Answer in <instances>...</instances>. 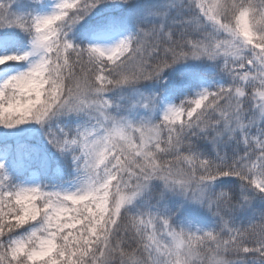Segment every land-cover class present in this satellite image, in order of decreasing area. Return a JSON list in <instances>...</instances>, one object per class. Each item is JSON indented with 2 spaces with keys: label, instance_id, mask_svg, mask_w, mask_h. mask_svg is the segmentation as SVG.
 I'll use <instances>...</instances> for the list:
<instances>
[{
  "label": "snow or ice",
  "instance_id": "obj_1",
  "mask_svg": "<svg viewBox=\"0 0 264 264\" xmlns=\"http://www.w3.org/2000/svg\"><path fill=\"white\" fill-rule=\"evenodd\" d=\"M0 264H264V0H0Z\"/></svg>",
  "mask_w": 264,
  "mask_h": 264
}]
</instances>
